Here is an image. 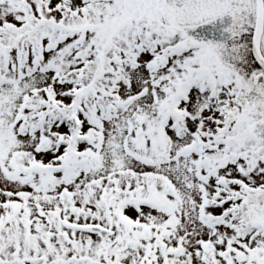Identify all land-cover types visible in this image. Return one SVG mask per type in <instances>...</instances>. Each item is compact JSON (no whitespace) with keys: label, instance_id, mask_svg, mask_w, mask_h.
I'll return each mask as SVG.
<instances>
[{"label":"snow or ice","instance_id":"6c2138e0","mask_svg":"<svg viewBox=\"0 0 264 264\" xmlns=\"http://www.w3.org/2000/svg\"><path fill=\"white\" fill-rule=\"evenodd\" d=\"M0 264H264V0H0Z\"/></svg>","mask_w":264,"mask_h":264}]
</instances>
